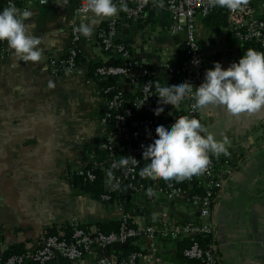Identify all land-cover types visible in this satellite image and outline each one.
Returning a JSON list of instances; mask_svg holds the SVG:
<instances>
[{
	"label": "crops",
	"instance_id": "0c3cea01",
	"mask_svg": "<svg viewBox=\"0 0 264 264\" xmlns=\"http://www.w3.org/2000/svg\"><path fill=\"white\" fill-rule=\"evenodd\" d=\"M77 7L78 0L19 4V9L32 13L25 23L29 34L40 39L38 61L16 55L7 41L0 43V257L10 250L36 247L49 231L66 235L73 221L95 232L101 224L120 222L128 215L134 225L209 223L213 233L208 244L218 264H264V107L232 113L220 104L199 106L201 123L227 147L225 153H211L225 183L207 218L189 199L191 181L188 195L171 199L161 189L164 180L181 179L150 176L147 187L129 199L106 201L93 197L71 175L79 168H102L106 161L99 162L95 152L112 137L110 125L102 120L103 83L92 65L125 62L123 55L106 50L98 39L100 27L110 17L93 10L76 15ZM118 16L117 37L130 51L133 72L143 80L172 83L170 68L185 55L181 49L187 30H170L172 16L162 0L150 3L140 16L128 17L123 11ZM212 19L220 20L221 13H213ZM74 20L93 30L89 35L82 32L78 72L55 74L49 61L67 54ZM195 22L206 70L214 67V61L228 67L246 51L229 29L228 15L224 25L211 24L200 15ZM118 82L126 93L139 90L136 83ZM177 109L170 103L160 113L173 115ZM122 156H127L124 149L118 151L119 160ZM152 242L147 236L133 240L144 254L140 264H187L182 250L189 239L157 237L154 247ZM103 254L93 248L82 260L58 256L49 264H101ZM106 254L119 260L122 251L115 245Z\"/></svg>",
	"mask_w": 264,
	"mask_h": 264
},
{
	"label": "built area",
	"instance_id": "2783aa9c",
	"mask_svg": "<svg viewBox=\"0 0 264 264\" xmlns=\"http://www.w3.org/2000/svg\"><path fill=\"white\" fill-rule=\"evenodd\" d=\"M27 1L29 0H0V3H4L2 6L0 4V10L10 4H14L19 8L20 3ZM39 1L44 3L46 0ZM154 1L158 0H115L118 5V12L110 17L100 27L98 32V39L106 50L117 52L125 57L123 64H99L94 69L95 75L100 79L111 80L112 78H117L115 84L103 85L106 111L102 120L112 127V137L102 145V148L108 151V159L102 163V169L109 166L114 170L107 182L109 187L117 188L118 184L126 179L132 181L130 186L137 191L144 190L147 187L145 183L136 185L133 180L136 179L138 166L141 162L142 148L151 138L132 132L131 124L136 123L147 130L155 131V124L160 122L159 119L149 116L138 119L137 113L146 107H153L157 104H163L165 107L171 103L160 99L159 91H154L151 83H144L146 80H143L141 75L133 72L134 63L130 60V51L126 43L120 41L117 37L119 12L123 11L128 17H137L142 15L149 4ZM162 1L172 16L170 30L177 32L186 29L188 32L185 45L186 59L181 66L171 67L170 72L177 77L178 82L187 81L196 87L204 80L206 66L204 51L195 33V20L198 15L207 17L216 8L222 6L213 5L211 0ZM121 3L126 6L119 8ZM261 7H264V0H261L260 5L257 4L256 0H246V3L239 8L229 9L225 7L229 19V29L239 43H259L264 49V17L260 12ZM92 10L89 0H78L76 15L88 14ZM81 38V25L77 20H74L70 48L67 54L61 59L52 58L49 61V67L53 73L78 72ZM4 42L6 40L0 41V43ZM121 79L138 84L140 94L134 97L128 96L119 85L118 80ZM194 92L195 88L185 96L182 102L177 104L178 109L173 115L163 111L161 113L163 123L170 126L175 122L176 118L182 115L196 116L200 119L199 106L196 105ZM140 104L142 105L139 106ZM120 149H124L127 156L130 155L129 160H131V156L135 157L137 163L135 165L131 163L125 166L118 165L119 159L117 155ZM114 162H117L115 167H113ZM100 168L98 165L79 168L72 171L71 175L77 177L84 184H92L97 180V170ZM192 177V175L189 176V179H192ZM194 179L203 188V192L201 195L191 194L189 199L194 204L201 206V216L207 218L211 215L213 201L218 190L225 183L224 173L218 167L217 161L211 153L209 154L208 166L204 171L194 174ZM161 189L171 199L189 194L188 189L173 182L168 183L166 186L163 185ZM100 198L111 201L112 195L104 192ZM212 233L213 227L209 223L185 222L162 226L154 224L134 225L128 215L123 216L118 230L109 232L101 229L92 232L73 221V228L68 237L63 234H48L34 248L25 249L22 252L13 253L6 257L1 256L0 264H49L50 261L58 256L71 261L82 260L93 248H98L104 252L99 258L101 264H140V259L144 256L140 250L133 251L128 258L120 262L114 260L106 253L111 246L133 241L144 236L152 239V247L155 246V238L157 237L176 240L181 238L189 239V244L182 250L184 257L197 259L199 264H218V259L212 246L210 244L203 246L198 239L199 236H209Z\"/></svg>",
	"mask_w": 264,
	"mask_h": 264
},
{
	"label": "clouds",
	"instance_id": "9594fccd",
	"mask_svg": "<svg viewBox=\"0 0 264 264\" xmlns=\"http://www.w3.org/2000/svg\"><path fill=\"white\" fill-rule=\"evenodd\" d=\"M89 3L94 13L101 17H112L118 12L115 0H89ZM211 3L236 9L246 0H211ZM125 6L121 3L119 8ZM31 15L30 10H21L14 4L0 10V41L6 40L21 58L38 61L42 55L40 39L29 34L25 23ZM92 30L88 25L81 26L85 35ZM213 64L196 87L187 81L160 84L159 98L176 105L195 88L193 95L197 106L220 104L232 113L256 112L264 107V51L249 48L228 67H223L220 61ZM163 107L157 104L153 110L158 113ZM155 131L158 134L142 148V155L148 159L139 169L141 175L182 179L204 171L210 153L227 152L226 142L217 140L196 116H179L170 126L157 122ZM129 156H122L118 165H135L137 159L131 156L129 160Z\"/></svg>",
	"mask_w": 264,
	"mask_h": 264
},
{
	"label": "trees",
	"instance_id": "16d2710c",
	"mask_svg": "<svg viewBox=\"0 0 264 264\" xmlns=\"http://www.w3.org/2000/svg\"><path fill=\"white\" fill-rule=\"evenodd\" d=\"M1 6L4 4V3H0ZM217 13V12H220L221 13V19L220 20H214L212 19L213 18V13ZM207 18L210 20L211 24H214V25H224L226 22H227V11L225 9V7H218L216 8L210 15L207 16ZM245 50L249 49V48H254L256 50H260V51H264L263 47H261V45L259 43H254V42H250V43H247V44H243ZM182 50V53L184 52L185 50V47L181 49ZM186 59V54L183 56H181L178 60V63L177 65L178 66H181L183 61ZM124 61H116L114 63H110V64H123ZM99 65V64H97ZM93 66L94 69L95 67L97 66ZM93 71V70H92ZM177 77L174 76L173 77V82H178V80L176 79ZM103 85H109V84H115L117 82V78H112L111 80H103L101 79ZM146 82H149L153 85V89L154 91H159V85L158 83H156L155 80L153 79H147L146 81H144V83ZM128 96H131V97H134V96H138L140 94V88H139V91L135 94H131V93H126ZM156 106V105H154ZM154 106L153 107H146L144 108L143 110L139 111L137 113V118L138 119H141L145 116H149V117H153V118H158L160 122H163L162 119H161V113L160 112H155L153 109H154ZM131 129H132V132H135V133H138L140 135H146V136H149L151 139L154 135H157V133L155 131H152V130H147L143 127H140L138 124H131ZM111 130H112V127H111ZM126 153V152H125ZM147 157L145 156H141V162L138 166V171H137V176H136V179L133 180V183L136 184V185H140L142 183H145V184H148L150 181H149V175H141L139 169L147 162ZM114 170L111 168V167H107V168H100L97 170V173H98V178L97 180L92 183V184H85L84 185V188L89 191L91 193V195L93 197H96V198H99L101 196L102 193L104 192H108L112 195V200L111 201H115V200H123V199H129L134 193H137L139 191L133 189L130 184H131V180L130 179H126V180H122L119 184H118V187H109L107 185V182H108V179L110 178V176L112 175V173ZM192 179H187L186 177H184L183 179L181 180H176V179H165L164 180V183L163 185L166 186L168 185V183H175L177 185H181L185 188H189L188 187V183L189 181H191L192 183V195H201L202 192H203V188L199 186L198 182L196 179H194V174L192 175ZM190 189V188H189ZM121 225V221L120 222H117V221H112V222H109V223H103L101 224L100 226V229L103 230V231H106V232H109V231H112V230H118L119 227ZM72 229H70L68 231V233L64 236L68 237L71 233ZM48 234H56L55 231H49ZM200 243L203 245V246H207L208 243H209V240H210V236H199L198 237ZM108 250H112V246L109 247ZM116 250L118 251H122V254L121 256L118 258V262L120 261H123L125 260L126 258H128V256L133 252V251H136L137 250V247L133 244V241H129L128 242V245L126 246H123L121 244L119 245H116ZM23 250L21 249H18V250H10L8 252H6L3 256H9L13 253H17V252H22ZM182 257L184 258V260L187 262V264H199V260L197 259H189V258H186L182 255Z\"/></svg>",
	"mask_w": 264,
	"mask_h": 264
},
{
	"label": "water",
	"instance_id": "95a60500",
	"mask_svg": "<svg viewBox=\"0 0 264 264\" xmlns=\"http://www.w3.org/2000/svg\"><path fill=\"white\" fill-rule=\"evenodd\" d=\"M95 153L98 156L99 162L107 161V159H108V151L105 148L98 149V150H96ZM121 245L126 246V245H128V242H124Z\"/></svg>",
	"mask_w": 264,
	"mask_h": 264
}]
</instances>
